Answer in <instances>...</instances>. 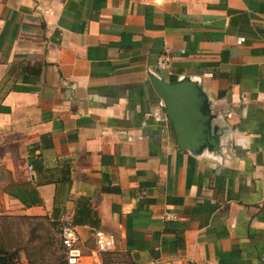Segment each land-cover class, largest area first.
Here are the masks:
<instances>
[{"label":"crops","instance_id":"obj_1","mask_svg":"<svg viewBox=\"0 0 264 264\" xmlns=\"http://www.w3.org/2000/svg\"><path fill=\"white\" fill-rule=\"evenodd\" d=\"M79 199L135 264H264V0H0V215Z\"/></svg>","mask_w":264,"mask_h":264},{"label":"rangeland","instance_id":"obj_2","mask_svg":"<svg viewBox=\"0 0 264 264\" xmlns=\"http://www.w3.org/2000/svg\"><path fill=\"white\" fill-rule=\"evenodd\" d=\"M0 246L8 252H17L19 264H64L59 246L57 227L48 216L0 215ZM94 249L93 235L84 242L82 264H135L131 256L115 248L99 255V261L90 258Z\"/></svg>","mask_w":264,"mask_h":264},{"label":"trees","instance_id":"obj_3","mask_svg":"<svg viewBox=\"0 0 264 264\" xmlns=\"http://www.w3.org/2000/svg\"><path fill=\"white\" fill-rule=\"evenodd\" d=\"M42 170V167L37 169L38 172ZM68 169H62V174L60 178L56 181L50 179L47 180V183H60L61 185H70V179L68 177ZM5 192L11 196L12 198L18 200L25 208H30L33 206H39L41 204V199L36 191V189L32 186V184L24 183H11L5 188ZM58 196V191L54 197V205H56V197ZM52 219L50 218L51 223H53L57 227L56 220L59 218L60 209L55 206L53 209ZM73 223L75 226H87L90 228L91 233L96 231L99 228V218L95 210L92 209L90 201L85 199H79L76 201L75 209L73 212ZM1 220V218H0ZM60 246V243H59ZM61 252L62 248L60 246ZM127 256H130L128 252H125ZM63 260L64 255L62 252ZM65 264V260L63 261ZM106 264V260L103 261ZM0 264H19L17 252H8L5 248L0 246Z\"/></svg>","mask_w":264,"mask_h":264},{"label":"built area","instance_id":"obj_4","mask_svg":"<svg viewBox=\"0 0 264 264\" xmlns=\"http://www.w3.org/2000/svg\"><path fill=\"white\" fill-rule=\"evenodd\" d=\"M168 57H160L157 61L158 69H166L169 66ZM160 106L163 103L160 102ZM29 171L31 168L29 167ZM52 221V220H51ZM59 243L64 255L65 264H82L84 257L83 245L77 231V226L70 217L61 216L56 220ZM94 249L91 250L89 257L94 261H99V255L110 253L115 249L116 239L114 235L101 230L93 233ZM148 264H157L150 262ZM183 264H200L192 260H186Z\"/></svg>","mask_w":264,"mask_h":264},{"label":"water","instance_id":"obj_5","mask_svg":"<svg viewBox=\"0 0 264 264\" xmlns=\"http://www.w3.org/2000/svg\"><path fill=\"white\" fill-rule=\"evenodd\" d=\"M152 83L155 92L165 103L169 119L176 122L185 113V109L188 108L189 89L187 90L180 85L169 86L155 78H153ZM31 179L33 180V176H31Z\"/></svg>","mask_w":264,"mask_h":264}]
</instances>
